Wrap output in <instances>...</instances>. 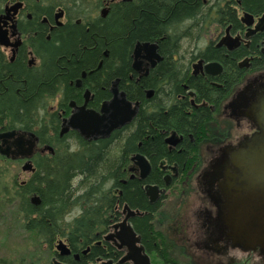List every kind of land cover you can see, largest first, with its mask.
<instances>
[{
	"label": "flooded vegetation",
	"instance_id": "af4514ba",
	"mask_svg": "<svg viewBox=\"0 0 264 264\" xmlns=\"http://www.w3.org/2000/svg\"><path fill=\"white\" fill-rule=\"evenodd\" d=\"M13 6H16L15 10H12ZM130 6L132 11L137 10L140 18L145 13L147 17L161 19L156 21L159 30L155 31L160 40L137 39L131 47V72L127 80L121 82L118 77L109 80L107 70L110 65L103 72L102 60L95 69L87 72L81 68L75 74L71 66L49 61L44 43L54 41L59 47L60 31L66 28L73 32L79 28L88 34L90 27L95 32L100 31L109 26L106 20L112 11L115 21L126 15V7ZM105 9L107 12L103 15ZM59 12L51 18L40 16L34 4L18 0L6 3L0 13V101L10 100L12 94H16L22 102V110L15 114V119L12 113L0 110V148L8 146L16 152L13 159L0 150V182L7 177L8 166H21L23 170L30 162L33 169L26 172L30 177L21 184L33 180L38 187L39 182L52 179L46 169L48 165H55L56 159L67 164L71 156L78 153H82L85 161L94 152V159H109L111 155L114 172L99 177L100 181H106V191L93 195H103L97 197L102 206L98 213L101 217L93 223L97 232L87 247L66 258L55 255L49 264H54V260L65 264H264V252L260 248L235 246L226 231L211 228L209 220L217 217L219 207L202 191L199 182L202 171L220 147L252 133L247 122L238 126L231 120L223 106L249 77L264 72V0H103L89 18H71L66 10H63V17L57 18ZM202 35L208 40L204 46H200ZM145 43L158 46L161 61L154 60L157 63L153 67V60L142 53L135 68V48ZM185 43L194 46L191 52ZM95 44L101 47L99 43ZM172 44L179 51L175 52ZM87 50L85 46L83 60ZM208 50L212 52L207 56ZM214 51H220L221 56L212 57ZM167 54L174 62L166 68L180 72L185 69L190 76L201 78L220 92L205 95L207 99L199 98L198 92L182 83L185 95H177L174 105L189 101L188 115L208 109L214 118L209 128L212 130L214 125L219 130H209L205 136L196 134L195 137L191 133L155 129L165 150L160 157V154L154 155L153 163V153L149 156L142 151L144 144L149 139L154 141L155 136H146L136 143L135 149L128 147V141L137 129L136 120L141 110L149 115L155 112L149 106L150 110L145 111V105L131 100L125 89L134 92L145 80L150 84L151 75L165 66ZM101 55L108 58L107 51ZM200 61L203 65L219 63L222 72L218 76L203 74L200 68H195ZM114 67L116 71L120 69L119 64ZM115 70L112 73L115 74ZM116 83L133 106L139 104L137 116L108 137H83L72 127L71 118L82 108L86 113L102 114L104 104L114 98ZM148 91L154 92L151 98H148ZM161 93L163 98L158 102L164 103L166 85ZM143 94L145 101L150 102L155 99L156 90L147 88ZM12 132H15L14 136H4ZM167 140L171 142L167 143ZM21 146L23 150L19 149ZM24 150H30V155ZM138 154L150 165L146 178L142 177V168L136 158ZM19 180L20 176L15 177L16 182ZM149 186L157 187V192H150ZM136 189H140L144 201H139ZM93 207L89 197L85 196L81 206L75 209L79 211L78 215L72 218L95 215L89 211ZM142 223L153 226L151 228L159 236L154 238L151 232L143 234ZM60 240L68 244L66 238H60L55 247Z\"/></svg>",
	"mask_w": 264,
	"mask_h": 264
},
{
	"label": "trees",
	"instance_id": "16d2710c",
	"mask_svg": "<svg viewBox=\"0 0 264 264\" xmlns=\"http://www.w3.org/2000/svg\"><path fill=\"white\" fill-rule=\"evenodd\" d=\"M18 0H0V13L3 11L4 6L8 2H16ZM29 3L34 4L35 10L38 11L40 16L52 17L58 10H66L69 16L72 17H85L89 18L90 13L95 12L100 8L103 0H94L90 2L88 0H25ZM114 5H112L113 10ZM133 8L126 7V15L121 16L114 21L113 11L109 15V19L106 20L109 26L103 28L100 31H93L90 27L88 34L84 33V29L75 28L73 32H68L65 29L59 32L62 34L59 47L55 46L54 41L50 43H44V46L48 48L47 54L49 61L58 63L62 66H71L73 72L77 73L81 68L89 72L91 69H95L97 63L102 60L104 67L102 71L108 68V79H114L118 77L121 82L127 80V76L131 72L130 70V50L135 41H150L160 40L156 35V30H159L156 25V21L161 18H153L152 16H146L142 13L141 18L137 13V10L132 11ZM93 10V11H92ZM129 12V13H128ZM129 16L127 17V15ZM136 26V28H134ZM67 31V32H65ZM100 44V48L95 43ZM169 42V41H168ZM87 47L86 58L82 59L83 48ZM173 50L179 51V48H175L172 44ZM162 49V46H160ZM95 48L94 50H90ZM108 52V58L101 55L102 52ZM212 51H206V55ZM212 57L220 55V51H214ZM165 55L166 60L165 66H161L157 69L156 73L151 75L150 80H156L158 83H154L153 80L149 84L146 80L139 84L134 90L125 91L128 93V97L131 100L140 101L145 105L144 110L149 111V107H153L151 113L142 112L139 114L136 120V130L131 134L128 141V147L135 149L137 142H140L146 136H155V140L149 139L147 144H144L142 152L151 156L153 163L155 162V154H161L165 150V145L162 138L158 137L155 129H162L163 131H177L184 134H194L195 137L198 135H206L211 130L209 123L214 120L213 114L208 109H200L193 111L191 115L187 114V110L190 107V102L185 100L174 105V99L176 100L177 95L184 94L183 84H187L189 89L198 92V97H204L209 94H218L219 91L212 89L211 85L205 83L201 78H195L189 75V71L183 69L181 72L175 69L166 68L169 63L174 62L173 57ZM221 56V55H220ZM78 61V63H77ZM119 64L120 69L117 71L114 69V65ZM115 70V74L112 73ZM96 73H94L95 75ZM160 79V80H159ZM164 82H166L164 84ZM166 85L167 96L166 102L159 103L162 100L163 95L161 89ZM156 90L155 99L152 101H145L143 91L145 89ZM164 90V89H163ZM140 95V96H139ZM16 94H12L10 100L0 101V110L2 113L10 112L15 119V114L18 113L22 108L20 107L21 101ZM207 99V98H206ZM170 100L172 102L170 103ZM212 131V130H211ZM150 151H152L150 153ZM94 152H88L89 160L85 161L82 157V153L73 154L71 161L64 164V160L58 161L56 164L48 165V175L52 178L51 180L41 181L38 183V187L33 180L27 183L15 184L11 189H1L0 186V202L4 201L6 204L11 206H17L16 211H13V216L22 223L23 230L29 234L33 239L34 243H37L38 248L41 249L44 246L47 247V255H57L55 250V242L60 238H66L68 245L70 246L72 253H78L84 250L89 241L94 237L97 232L94 228V222L99 221L100 213V202L97 197L93 196L102 191H106L104 186L106 181H100L101 175L110 176L114 172V166L112 165V156L109 159L99 158L94 159ZM46 170V172H47ZM79 179V181H78ZM139 201H144V196L140 189H136ZM80 191L87 192L84 195H80ZM39 195L42 199L40 206H35L31 202L33 195ZM89 197L91 204L94 206L89 209L96 213L93 216L88 217L87 214L84 217H77L76 219L68 220L72 217V211L76 207L81 206L83 198ZM98 201V202H97ZM97 205V206H96ZM0 206H3L0 203ZM1 210V208H0ZM2 211H0L1 214ZM74 219V220H73ZM153 226L148 223H142L143 234L151 232L154 238L159 236L158 232H155ZM148 228L150 230H148Z\"/></svg>",
	"mask_w": 264,
	"mask_h": 264
},
{
	"label": "water",
	"instance_id": "95a60500",
	"mask_svg": "<svg viewBox=\"0 0 264 264\" xmlns=\"http://www.w3.org/2000/svg\"><path fill=\"white\" fill-rule=\"evenodd\" d=\"M17 6V5H16ZM12 7V10L16 9ZM107 10H103L105 15ZM63 11L57 18L63 17ZM156 44H138L134 51L136 58L145 57L152 59V66L161 61L157 53ZM200 68L203 74L218 76L222 72L219 63L203 65L200 61L195 68ZM114 86V98L110 103L104 104L102 114L86 113L85 108L79 110L72 118L71 125L85 138L108 137L115 130L129 125L137 116L139 104H133L127 99L124 92ZM153 91H148V98L153 96ZM224 113L234 122L241 125L243 121L250 125L252 133L245 134L236 142H231L218 149L214 159L200 175L202 191L215 201L219 207L217 217L209 220L211 228H221L226 231L235 246L247 249L260 248L264 252V72L249 77L246 82L236 89L234 94L223 106ZM15 132L8 133L10 138ZM171 140H167L170 143ZM23 150V146L19 147ZM1 153L7 158H15L16 152L10 147L0 148ZM30 155V150H24ZM138 165L142 168V177L146 178L150 165L142 156L137 155ZM33 166L30 162L23 167L24 172H31ZM150 192H157V187L149 186ZM31 202L35 206L42 204L38 195H33ZM60 258L69 257L72 250L63 240L56 247ZM76 259L78 258L75 255ZM54 264H65L54 260Z\"/></svg>",
	"mask_w": 264,
	"mask_h": 264
},
{
	"label": "rangeland",
	"instance_id": "374dc122",
	"mask_svg": "<svg viewBox=\"0 0 264 264\" xmlns=\"http://www.w3.org/2000/svg\"><path fill=\"white\" fill-rule=\"evenodd\" d=\"M94 2V0H88ZM95 11V7L93 8ZM92 10V11H93ZM203 36L200 46L207 44V39ZM186 49L190 50L194 47H190L188 43L184 44ZM185 50V49H184ZM217 127L212 128V131L217 132ZM20 176L17 184L21 181H27L30 174L24 172L21 166H8L7 177L0 182L2 189H11L15 184V177ZM4 195L0 198L2 199ZM3 206H0V264H49L55 255L48 256L47 247L39 249L37 243H34V239L27 234L23 228L22 223L13 216V211H16L17 206H11L1 200ZM78 210L71 212L72 217L78 215ZM69 217L68 220H72Z\"/></svg>",
	"mask_w": 264,
	"mask_h": 264
},
{
	"label": "bare ground",
	"instance_id": "6f19581e",
	"mask_svg": "<svg viewBox=\"0 0 264 264\" xmlns=\"http://www.w3.org/2000/svg\"><path fill=\"white\" fill-rule=\"evenodd\" d=\"M139 155V154H138Z\"/></svg>",
	"mask_w": 264,
	"mask_h": 264
}]
</instances>
